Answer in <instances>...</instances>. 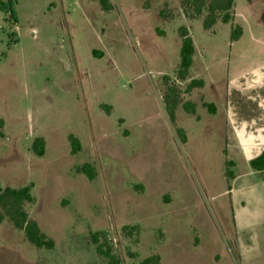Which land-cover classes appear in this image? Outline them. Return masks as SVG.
I'll return each mask as SVG.
<instances>
[{
	"label": "rangeland",
	"instance_id": "rangeland-1",
	"mask_svg": "<svg viewBox=\"0 0 264 264\" xmlns=\"http://www.w3.org/2000/svg\"><path fill=\"white\" fill-rule=\"evenodd\" d=\"M109 3L0 2V184L33 186L24 210L55 242L39 249L5 218L0 264H109L92 233L119 264H264V173L228 153L222 112L203 106L219 107L229 75L264 65V0H235L234 19L208 30L207 7L197 15L186 0ZM180 28L196 48L185 80ZM194 79L204 86L189 92ZM85 164L93 180L77 172Z\"/></svg>",
	"mask_w": 264,
	"mask_h": 264
},
{
	"label": "trees",
	"instance_id": "trees-1",
	"mask_svg": "<svg viewBox=\"0 0 264 264\" xmlns=\"http://www.w3.org/2000/svg\"><path fill=\"white\" fill-rule=\"evenodd\" d=\"M10 1V0H9ZM103 11H111L112 6L110 5V0H96ZM252 2L253 0H248ZM186 4L191 5L197 15H201L202 10L207 7L208 16L204 21V27L206 30L210 29L217 21L221 18L224 23H229L234 19V7L235 0H186ZM2 6V5H0ZM3 8V6H2ZM2 10L5 11L3 8ZM11 17L13 16L12 8ZM261 21L264 23V11L261 15ZM181 37V48H180V63L178 67V77L185 80L189 74L190 69L193 66V58L196 53L195 44L193 39L190 37L188 30L186 28H180ZM242 35V28L237 26L231 33V40L237 41ZM204 86L203 80H192L188 85V91L190 92L194 88H202ZM172 94L176 96L175 89H168ZM166 94L167 100L171 97V93ZM171 103L166 102L167 113L170 120L175 122V111L177 108V97L173 100L171 98ZM207 108L209 114H215L216 108L213 104H203ZM184 110L188 114L194 115L196 112V106L191 102H186L183 104ZM182 142H186L187 138L183 129L177 130ZM69 141L71 144V152L76 155L80 152L81 146L79 140L73 135L69 136ZM33 152L38 157H43L45 154V141L43 138H37L33 143ZM250 167L253 171L264 172V151L256 158L250 160ZM77 172L85 175L89 180L95 178L94 169L91 165L85 164L77 168ZM227 176L230 179H234V175L227 172ZM32 185H28L22 188H3L0 184V223L7 218L18 230L23 231L28 242L33 244L39 249L53 250L55 247V242L48 238L40 229L38 224L29 218L28 214L24 210L25 203H32ZM100 233H92L91 241L96 246V252L99 256L108 259L109 264H119L118 258L113 253L111 246L106 243H100ZM141 264H160L159 256H153L145 259Z\"/></svg>",
	"mask_w": 264,
	"mask_h": 264
},
{
	"label": "crops",
	"instance_id": "crops-1",
	"mask_svg": "<svg viewBox=\"0 0 264 264\" xmlns=\"http://www.w3.org/2000/svg\"><path fill=\"white\" fill-rule=\"evenodd\" d=\"M205 103L215 106L213 116L223 114L228 153L233 149L250 162L264 151V65L229 75L219 107Z\"/></svg>",
	"mask_w": 264,
	"mask_h": 264
}]
</instances>
